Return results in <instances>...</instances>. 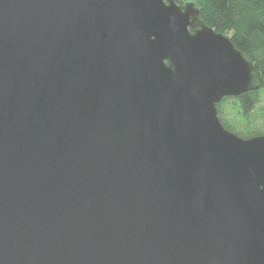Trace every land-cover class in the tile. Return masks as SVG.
<instances>
[{"label":"water","instance_id":"95a60500","mask_svg":"<svg viewBox=\"0 0 264 264\" xmlns=\"http://www.w3.org/2000/svg\"><path fill=\"white\" fill-rule=\"evenodd\" d=\"M175 0H0V264H264L257 89Z\"/></svg>","mask_w":264,"mask_h":264},{"label":"trees","instance_id":"16d2710c","mask_svg":"<svg viewBox=\"0 0 264 264\" xmlns=\"http://www.w3.org/2000/svg\"><path fill=\"white\" fill-rule=\"evenodd\" d=\"M183 4L184 0H175ZM199 17L215 31L226 33L234 46L253 65L252 74L259 84L238 96H225L217 102V113L228 130L242 137H250L264 132L243 133L234 129L221 116L219 103L234 97L239 101L241 112L249 115L259 100V92L264 88V0H196Z\"/></svg>","mask_w":264,"mask_h":264},{"label":"rangeland","instance_id":"374dc122","mask_svg":"<svg viewBox=\"0 0 264 264\" xmlns=\"http://www.w3.org/2000/svg\"><path fill=\"white\" fill-rule=\"evenodd\" d=\"M193 2L198 7L196 0H184ZM221 116L236 130L249 134L254 132H264V88L259 92V100L249 115L241 112L239 101L234 97L222 100L219 103Z\"/></svg>","mask_w":264,"mask_h":264}]
</instances>
